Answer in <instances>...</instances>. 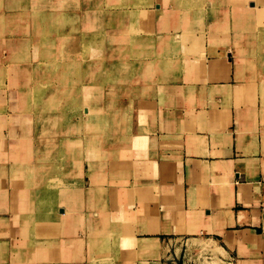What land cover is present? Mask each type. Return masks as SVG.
I'll return each instance as SVG.
<instances>
[{
	"label": "crops",
	"instance_id": "obj_1",
	"mask_svg": "<svg viewBox=\"0 0 264 264\" xmlns=\"http://www.w3.org/2000/svg\"><path fill=\"white\" fill-rule=\"evenodd\" d=\"M30 1L0 0V264H187L201 242L224 264H264V0H103L122 20L101 41L148 55L168 39L179 68L159 78L176 82L137 99L128 146L123 108L114 104L113 128L96 92L83 93L82 123L107 128L80 136L75 183L61 187L40 186L39 175L28 185L21 172L36 158L23 83L43 69L9 38L34 34ZM147 57L126 66L144 75Z\"/></svg>",
	"mask_w": 264,
	"mask_h": 264
},
{
	"label": "rangeland",
	"instance_id": "obj_2",
	"mask_svg": "<svg viewBox=\"0 0 264 264\" xmlns=\"http://www.w3.org/2000/svg\"><path fill=\"white\" fill-rule=\"evenodd\" d=\"M198 1H204L205 5H207L206 3L213 2L212 0ZM102 2L103 0L30 1V15L33 16L32 23L34 34L32 37L15 36L9 38L10 49L26 51L28 48L31 53H27V55H30L32 58L34 55L33 60H37L40 67L42 65L51 64L57 65L59 69L57 71V69L49 68L51 66L42 67V80L35 81L33 86L32 84L31 86L29 85L30 82L29 84L23 83L24 88L22 90V96L23 98H25V96L28 97V101L24 100V106L26 105L27 108L22 104V111L30 114L31 121L35 123L34 139L36 142L35 161L33 163L27 162L25 166L21 168V172L23 171L25 174L28 185H32V180L38 175L41 177L40 186L61 187L74 185L75 180H72L71 177L73 160H75V152L77 149L81 150L83 147V138H80V136H84L85 133L96 135V133L99 134L103 128H107L82 123L84 117L83 112L85 111V108L82 110L81 105L83 93L88 91V93L96 92L95 97L109 110L108 114L113 128L119 127V112L115 111L117 107L114 104L123 108L121 109L122 116L120 118L121 128L119 134L122 139L121 145L128 146L132 128L130 125L131 121H133V113L137 99L150 96L162 84L176 82L169 74L167 81L160 80L159 78L160 76L162 79H165L171 68H179V63H175V57H172L174 56L173 53L176 54V51L174 47L171 48L169 46L170 41L168 39L166 40L167 42L159 40L156 47L148 51L151 61H149V65L145 63L144 72L152 83L156 82L155 79L158 80L153 86L143 83V81L147 80H144L145 74L143 75L142 72H139L143 69L138 67L136 68L138 71H136L135 68H133V71L135 70L134 72L130 69L132 65H142L145 62L143 61L144 55L145 58L148 59V55H146L144 51L134 48L131 45L125 46L122 49L121 46H118L120 49L116 50L118 49L117 46L116 49H112L108 47L109 44L101 41V37L104 35L105 31L103 26L109 25V22L117 24L122 20L121 16L113 13H105L102 9ZM99 10L102 14H100L101 17H98L101 28L98 34L87 30V28L80 25V23L71 24V33L68 34L54 35V32H47L41 29V25L44 23H41L40 18L43 16L52 17L55 14L59 15L60 11H63L64 14L60 16L66 23L73 14L79 15L84 19V16H86L85 14ZM37 11L38 13H33ZM82 14H84V16H82ZM126 14L127 13H125L124 16L128 17ZM34 15L36 16L34 17ZM65 15H67V18L63 19ZM97 16L98 15L95 17ZM134 33H136V31H134ZM89 39L94 41L88 42ZM258 39L264 40V33L259 35ZM50 45L54 46L55 55H44L43 51L45 50L48 52ZM135 52L138 53L139 57H137V53ZM140 54L143 56V59L140 57ZM172 59H174V61ZM65 61L68 65H65ZM127 63L132 64L130 68L126 66ZM114 64L115 66H113ZM55 71H57L58 75ZM175 72L176 70L172 69L171 73ZM21 74L22 73L19 72V80H23ZM155 75L158 76L154 79ZM27 77L28 76H26V78ZM121 78L124 82L118 84ZM137 80H141V82L132 85L133 82ZM79 117L80 124H82L81 128H86L85 132H80L75 128L78 124ZM72 129L75 130L73 133L79 137L77 140L74 139L73 133H64ZM29 154L30 152L28 155ZM79 174L80 176L83 175L81 166ZM31 188L33 189L34 187L31 186ZM193 241L197 240H189V249H192L191 242ZM147 246H149L147 243L141 244L143 249ZM209 246L211 247L212 245ZM212 249L218 255L220 253L223 254L214 246H212ZM199 250L200 249L196 252L188 251L187 255L184 257V261L187 262V264H224L214 260L205 252L207 251L213 254V251L207 249H203L205 251Z\"/></svg>",
	"mask_w": 264,
	"mask_h": 264
},
{
	"label": "bare ground",
	"instance_id": "obj_3",
	"mask_svg": "<svg viewBox=\"0 0 264 264\" xmlns=\"http://www.w3.org/2000/svg\"><path fill=\"white\" fill-rule=\"evenodd\" d=\"M63 11H60L59 15L58 14H55L54 16L52 17H47V16H43L42 18H40V21L41 23H44L41 25V29L42 30H45L47 32H54L55 34L54 35H61V34H68V33H71V24L73 25L74 23H80V25L82 26H85L87 28V30L89 31H92V33H99L100 31V24H99V21H98V17H101L100 15H98L97 17H95L96 15L92 16L90 14L89 17H86V19L84 20L83 18H81L79 15H72V17L70 16L69 19L66 21V23L62 20V17L60 15H63ZM64 18H67V15H65L63 17ZM50 20V21H49ZM59 21V22H58ZM54 22V23H53ZM65 23V24H64ZM109 24H116V23H113V22H109ZM69 25V26H67ZM106 25L103 26V28H105ZM75 29V27H74ZM105 33V31H104ZM92 36V35H90ZM66 38V37H65ZM90 47V45H89ZM89 49V48H88ZM93 50V49H92ZM39 60V59H38ZM40 61V60H39ZM65 63V62H64ZM66 64V63H65ZM45 66H51L49 68H52V69H57V71L59 70L58 69V66L57 65H51V64H47V65H42V67H45ZM112 66V65H110ZM115 66V64L113 65ZM57 71H55V73L58 75ZM105 78V77H104ZM102 81L104 82V80L102 79ZM106 83V82H105ZM111 83V82H110ZM113 83V82H112ZM99 84V83H98ZM97 84V86H98ZM105 88V87H104ZM89 92V91H88ZM53 157V156H52ZM52 159V158H51ZM44 173V172H43ZM42 174V172H41ZM41 178V177H40ZM35 180V179H34ZM52 185V184H51ZM53 187V186H52ZM202 243V242H201ZM198 244V246L201 247V249H207L209 251H213L214 250L212 249V246L209 247L207 244Z\"/></svg>",
	"mask_w": 264,
	"mask_h": 264
}]
</instances>
